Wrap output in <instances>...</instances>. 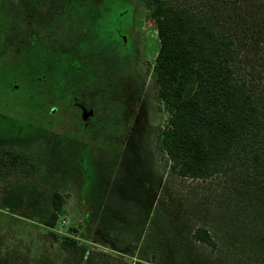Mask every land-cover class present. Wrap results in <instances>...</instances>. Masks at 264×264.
<instances>
[{
  "label": "rangeland",
  "instance_id": "374dc122",
  "mask_svg": "<svg viewBox=\"0 0 264 264\" xmlns=\"http://www.w3.org/2000/svg\"><path fill=\"white\" fill-rule=\"evenodd\" d=\"M148 2L0 0V150L28 163L0 177V254L12 264H74L64 238L93 264H264L255 226L170 171ZM54 192L63 206L48 230ZM199 226L217 251L193 240Z\"/></svg>",
  "mask_w": 264,
  "mask_h": 264
},
{
  "label": "trees",
  "instance_id": "16d2710c",
  "mask_svg": "<svg viewBox=\"0 0 264 264\" xmlns=\"http://www.w3.org/2000/svg\"><path fill=\"white\" fill-rule=\"evenodd\" d=\"M147 8L159 40L152 72L168 113L161 147L170 171L211 186L230 217L256 227L252 242L264 248V0H149ZM26 165L23 155L0 150V177ZM62 206L52 193L40 224L53 229ZM192 238L220 247L204 227ZM59 247L74 264H93L77 240ZM0 264L12 262L0 254Z\"/></svg>",
  "mask_w": 264,
  "mask_h": 264
}]
</instances>
